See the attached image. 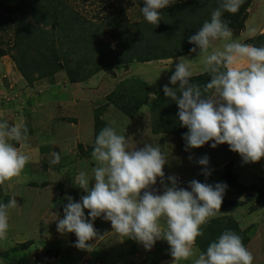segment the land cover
<instances>
[{
  "label": "rangeland",
  "instance_id": "rangeland-1",
  "mask_svg": "<svg viewBox=\"0 0 264 264\" xmlns=\"http://www.w3.org/2000/svg\"><path fill=\"white\" fill-rule=\"evenodd\" d=\"M17 1L0 0V120H7L10 125L24 121L29 147L23 151L31 159L20 176L0 185V202L17 200V207L9 210L8 238L0 241V264H171L166 241L159 240L146 250L142 244L114 233L111 223L102 218L95 220L94 227L103 238L90 242L94 245L91 252L74 246V233L61 235L57 231L56 219L63 218V206L68 203L65 197L79 202L86 194L74 185V176L82 170L90 172L94 166L91 152L95 137L111 121L116 122L114 127L119 134L129 138L132 148L145 144L161 146L168 157L163 170L164 183L169 187V176H175L178 186L186 189L194 179L213 185L226 183L220 212L206 225L212 224L213 233L218 225L235 231L253 254V264H264V158L244 163L227 144L215 149L209 146V152L198 149L196 157L194 152L180 154L183 135H155L150 123L155 99L163 93V86L173 73L162 69L174 65L172 60L142 63L134 59L108 65L120 57V47L126 43H138L142 51L152 48L149 34L155 35L156 28L142 16L143 0H43L55 11L60 9L71 22L52 27L32 16H27V20L48 29L57 48L71 49V64L79 61L73 71L82 66L94 72L83 81H75L64 68H58L32 83L20 74L13 58L16 20L27 14L25 7L32 0ZM176 1L182 0L172 3ZM199 1H204L205 6L215 2L219 6L221 2ZM254 6L255 0H244L236 14L224 12L222 19L228 26L232 21L241 25ZM214 8L207 7L210 13L199 24L195 23L200 21L199 14L194 19L182 17L180 27H187L183 30L187 34H191L190 29L196 33L204 21L210 20ZM49 13L51 17L54 12ZM168 19L170 16L161 21ZM177 40L178 37H159L155 43L161 48L159 52L174 53L175 47L181 45L174 43ZM210 79V74H206L191 82L206 84ZM122 107L135 110L129 115ZM53 153L60 154L57 164H50ZM205 155L209 157L207 167L212 169L210 178L202 174L203 166L197 162ZM189 156L193 159L189 160ZM153 188L162 194L159 178ZM197 239L195 248L204 251L200 247L202 240ZM181 264H192V259Z\"/></svg>",
  "mask_w": 264,
  "mask_h": 264
},
{
  "label": "clouds",
  "instance_id": "clouds-1",
  "mask_svg": "<svg viewBox=\"0 0 264 264\" xmlns=\"http://www.w3.org/2000/svg\"><path fill=\"white\" fill-rule=\"evenodd\" d=\"M171 4L172 0H143L140 11L149 24L158 26L161 10ZM243 4L244 0H221L210 20L188 38L194 45L190 51L203 57V71L210 74V81L203 87L191 82L192 60L181 56L170 76L173 87L166 84L163 92L178 105L179 123L188 129L183 134L185 151L209 142L213 149L227 144L244 163H255L264 158V46L233 39L222 19L224 12L236 14ZM216 41L221 42L220 47L214 46ZM115 123L111 121L96 135L91 152L94 166L90 172L79 171L73 180L86 194L79 202L65 197L68 203L63 206V218L57 215V231L61 235L74 233V246L91 252L94 245L90 242L103 238L94 227L95 220L102 218L111 223L114 233L146 250L159 240L166 241L171 264L190 259L192 264H253V254L232 230H225L204 251L195 248L197 238L205 235L202 226L220 212L227 184L194 179L188 190L178 186L175 176H169V187L163 170L168 157L161 146L132 148ZM27 141L24 121L10 125L0 120V185L20 176L29 163L31 157L23 151L29 147ZM52 155L50 164L59 163L60 154ZM197 162L203 166L202 174L210 176L209 157ZM158 178L162 194L153 188ZM16 207L15 198L0 202V241L8 238L9 210Z\"/></svg>",
  "mask_w": 264,
  "mask_h": 264
},
{
  "label": "trees",
  "instance_id": "trees-1",
  "mask_svg": "<svg viewBox=\"0 0 264 264\" xmlns=\"http://www.w3.org/2000/svg\"><path fill=\"white\" fill-rule=\"evenodd\" d=\"M25 1L26 0H18L17 2L22 3ZM217 3L218 2L211 3L208 6H205L204 1L199 0H182L173 2L168 8L161 10V17L170 16V19L168 20L171 21L168 23V20L166 22L162 20L158 26L152 25V27L156 28L154 31L155 35L149 34V39L151 40V43L149 44H151L152 48H147L146 50L142 51V48L140 45H138V43H126L128 45H121L120 47L123 52L119 53L120 57L115 60L113 59V61L108 65L114 63H128L132 62L134 59L139 62H144L155 59L175 57L191 52L190 49L194 47V45L188 43V38L195 33H193L191 29V34H187L183 31L184 29L186 30L187 27H180L182 17L186 19H194L199 14L201 15L200 21H195V23L199 24L203 21V18H205L210 13L207 7H209L211 10L216 6L218 7ZM203 5L205 6L204 8ZM57 8L58 7L56 6V9ZM61 9H63V7ZM50 10H52V13L54 12L53 16L51 17H49L51 15L49 13ZM203 11L205 12V15L203 14ZM25 13L27 14L16 20V27L14 30L15 55L13 58L18 71L27 82L32 83L37 78L50 75L57 71L58 68H64L65 71L70 76H72L71 79L75 81H83L94 72L90 71V73L89 71H86V67H80L79 65V70L73 71L74 65L79 61L71 64V49L68 48L67 50H64L57 48L48 29H46L43 25H35V23L27 20V16H32L34 20L41 21L43 24L45 23L44 25L52 24V27L56 25L65 26V24L70 23L71 20H67L68 18L62 15L60 9L55 11L54 7H48V5L45 4L43 0H40V2L39 0H32L30 4L25 7ZM229 27L235 29L236 27L240 28L241 25L235 23V21H232ZM159 37H165L169 40L176 39L178 37V40L174 43H181V45L175 47L176 51H174V53H168L167 51L159 52L161 48H157L158 44L155 43ZM248 41L250 42L249 44L260 47L262 46L261 43L264 44V34H259L253 38H250ZM201 77L202 76H195L192 77V80L199 79ZM141 82L144 83L143 81ZM204 84L205 83L202 82L199 83L201 87H203ZM167 85L169 87H173L169 82ZM156 106L159 107V109H156ZM122 109L129 115H131L132 111L135 110V108H133V110L126 107H122ZM178 110V105L174 101H172L170 98H167L164 92L160 93L157 99H155V107H153L151 110L152 119L150 123L152 132L172 133L178 136H182L184 133H186L188 129L186 127H182L179 123ZM155 115L157 116L155 117ZM202 230L204 231L205 235L202 238L199 237V240H202L200 247L201 249L206 250L209 243L214 241L219 235L227 230V228L222 227V225H218L215 230L216 233H213L211 224L202 226Z\"/></svg>",
  "mask_w": 264,
  "mask_h": 264
},
{
  "label": "crops",
  "instance_id": "crops-1",
  "mask_svg": "<svg viewBox=\"0 0 264 264\" xmlns=\"http://www.w3.org/2000/svg\"><path fill=\"white\" fill-rule=\"evenodd\" d=\"M257 7H259L260 10L257 11L256 10ZM253 27L256 29V31L250 32L249 28H253ZM232 32H233V39L238 40L241 43H248V44L250 43L248 41L250 38H253L259 34H264V0H255V6L253 8L251 7V9L249 8L247 15L244 17V19L242 21V24H241V27L239 28V31L237 33H234V31H232ZM216 43H218V45H216ZM214 46L220 47L221 42L220 41L214 42ZM181 56H183L189 60H192L193 77L204 76L206 74L208 75L207 72L203 71V63H202L203 57H198V52L197 53L189 52V53L179 55V56H175V57H171V58H162V59H170L174 63V65H172L171 67H165L164 69H162V72H165V73H168V71L174 72L175 71L174 66L176 63L179 62L178 58ZM162 59H155V60H150V61H156V60H162ZM150 61H144V62H150ZM168 79L170 80V77ZM169 80H168V82H169ZM149 86H150V84H149ZM154 134L155 135L158 134L159 136L163 135L164 138H166V133H154ZM180 139H181V147L179 148V149H181V151H179L180 154L182 152H190V153L194 152L193 156L196 157V153H197L198 149H205L206 150L205 152H209L208 148L211 145V142L205 144L204 146H202L200 148L190 149L189 151H185V141L183 139V136L180 137ZM209 170L212 172L211 168H209ZM201 176L202 175H200V177Z\"/></svg>",
  "mask_w": 264,
  "mask_h": 264
},
{
  "label": "water",
  "instance_id": "water-1",
  "mask_svg": "<svg viewBox=\"0 0 264 264\" xmlns=\"http://www.w3.org/2000/svg\"><path fill=\"white\" fill-rule=\"evenodd\" d=\"M239 31V27H236L235 29H234V33H237Z\"/></svg>",
  "mask_w": 264,
  "mask_h": 264
}]
</instances>
